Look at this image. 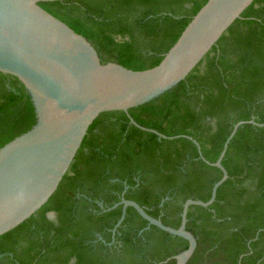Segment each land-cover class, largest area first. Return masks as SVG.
Here are the masks:
<instances>
[{
  "label": "trees",
  "instance_id": "obj_1",
  "mask_svg": "<svg viewBox=\"0 0 264 264\" xmlns=\"http://www.w3.org/2000/svg\"><path fill=\"white\" fill-rule=\"evenodd\" d=\"M207 1L40 4L87 37L103 63L142 70L159 64ZM129 112L145 127L197 139L212 162L235 123L264 122V0H255L184 80ZM37 121L24 83L0 71V147ZM223 165L230 176L214 203L190 206L187 228L196 236L197 248L187 264H264V126L241 125ZM221 176L220 168L200 158L191 139L160 137L133 124L123 110L103 112L55 193L0 236V264H159L184 251L188 240L149 226L129 206L110 245L123 205L110 207L124 195L165 224L179 227L183 203L208 200ZM50 211L56 220L48 217Z\"/></svg>",
  "mask_w": 264,
  "mask_h": 264
},
{
  "label": "water",
  "instance_id": "obj_2",
  "mask_svg": "<svg viewBox=\"0 0 264 264\" xmlns=\"http://www.w3.org/2000/svg\"><path fill=\"white\" fill-rule=\"evenodd\" d=\"M42 1L52 0H0V71L24 83L38 113L33 128L0 147V236L32 216L55 193L94 120L103 112L123 110L133 124L160 137L191 139L200 158L222 171L208 200L188 198L183 203L179 227L165 224L124 195L110 207L123 205L117 226L132 206L149 226L187 239L189 246L167 259L187 264L197 248V238L187 228L190 206L214 203L219 187L230 176L223 165L230 141L241 125L264 126V122L251 118L235 123L218 159L212 162L197 139L145 127L129 109L184 80L255 0H208L159 64L142 70L113 61L103 63L93 43L45 9Z\"/></svg>",
  "mask_w": 264,
  "mask_h": 264
},
{
  "label": "flooded vegetation",
  "instance_id": "obj_3",
  "mask_svg": "<svg viewBox=\"0 0 264 264\" xmlns=\"http://www.w3.org/2000/svg\"><path fill=\"white\" fill-rule=\"evenodd\" d=\"M101 203H102V202L99 203L100 206H101ZM51 212H54V211H50V212L48 213V217H49L50 219L56 220V219H57V214H56L55 212H54V214H51ZM116 230H117V225L112 229V231H113V235H112V241L109 242L110 245H112V244L115 243V241H116V235H115ZM98 237H99L100 239L103 238L102 235L99 234V233H98Z\"/></svg>",
  "mask_w": 264,
  "mask_h": 264
}]
</instances>
